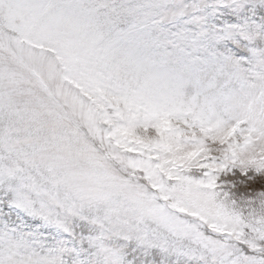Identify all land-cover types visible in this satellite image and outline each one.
<instances>
[{
  "label": "snow or ice",
  "instance_id": "6c2138e0",
  "mask_svg": "<svg viewBox=\"0 0 264 264\" xmlns=\"http://www.w3.org/2000/svg\"><path fill=\"white\" fill-rule=\"evenodd\" d=\"M264 0H0V264H264Z\"/></svg>",
  "mask_w": 264,
  "mask_h": 264
},
{
  "label": "rangeland",
  "instance_id": "374dc122",
  "mask_svg": "<svg viewBox=\"0 0 264 264\" xmlns=\"http://www.w3.org/2000/svg\"><path fill=\"white\" fill-rule=\"evenodd\" d=\"M257 190H260L262 186H264V176H257L254 181H250Z\"/></svg>",
  "mask_w": 264,
  "mask_h": 264
}]
</instances>
